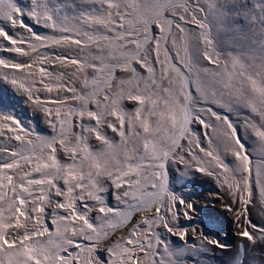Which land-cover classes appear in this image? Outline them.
Returning <instances> with one entry per match:
<instances>
[{"label":"snow or ice","instance_id":"obj_1","mask_svg":"<svg viewBox=\"0 0 264 264\" xmlns=\"http://www.w3.org/2000/svg\"><path fill=\"white\" fill-rule=\"evenodd\" d=\"M222 31L200 0H0V80L49 129L0 111V264H188L171 236L225 248L177 227L199 201L170 191V164L213 177L235 234L264 241V61Z\"/></svg>","mask_w":264,"mask_h":264},{"label":"rangeland","instance_id":"obj_2","mask_svg":"<svg viewBox=\"0 0 264 264\" xmlns=\"http://www.w3.org/2000/svg\"><path fill=\"white\" fill-rule=\"evenodd\" d=\"M18 2L23 5L28 0H18ZM200 4L206 11L216 15L218 25L223 28L222 39L230 40L233 37H242V40H237V42L244 45L241 51L249 54L250 62L255 61L259 65L264 61V0H200ZM25 22L32 24L27 17H25ZM32 26L37 32L46 31L34 24ZM5 28L12 33V30L7 26ZM0 56L15 58V54L11 53H0ZM21 98L26 97L18 92L11 83L0 80V111L12 114L26 126L34 127L38 133L48 134L49 129L43 120L42 113L36 111L31 117L29 113L32 108L22 106L19 102ZM243 140L252 155L259 141L251 133H245ZM168 172L170 191L185 199L199 198L201 200L208 190L212 188L219 190L213 177L189 171L181 165L170 164ZM217 209L215 212H211L212 214H208V211L207 215L204 212L199 216L192 214V218L189 220L181 219L177 227L200 229L204 223L218 216L225 218V221L230 225L229 229L223 225L222 231L226 228L230 233L232 229L234 230L231 215L221 207V203L217 205ZM253 218L259 220V215L254 212ZM214 237L226 247L220 249L213 246L211 250L208 247H204L202 251L193 250L190 246L197 243L195 240L191 241L189 238L186 245L177 236L167 238L170 239L174 248L180 249L181 254L187 250V255H182V259L188 261V264H264V241L257 240L255 244H252L246 238L236 234L231 238V241L223 234L214 235L211 238ZM241 245H244L243 251H241Z\"/></svg>","mask_w":264,"mask_h":264},{"label":"bare ground","instance_id":"obj_3","mask_svg":"<svg viewBox=\"0 0 264 264\" xmlns=\"http://www.w3.org/2000/svg\"><path fill=\"white\" fill-rule=\"evenodd\" d=\"M19 102L22 104V106L30 107L29 103L27 102V98H21ZM36 111H38V110H36ZM36 111L32 110L29 113V114H31L30 116L33 117L34 114L36 113ZM218 191L216 188H212L205 193V195L202 197L201 200L199 198L191 199V200L199 201V203L196 204V211L193 214L199 216V215H203L202 214L203 212L205 215H207L206 214L207 211L209 212L208 214H210L211 212L213 213V211L215 212V210L217 209V205L220 204V202L218 200L214 199L212 197V194L216 193ZM209 218H210V216H209ZM222 222H224V223H222ZM223 225L227 229L230 228L229 227L230 225L227 223V221H225V218L216 216L215 218L204 223L202 225V228H200L198 230L201 231L203 233V235L206 237H213L214 235L218 236L219 234L220 235L223 234V236H225L226 238H228V240L231 241V238L235 235V230L232 229L233 231L231 230V232L228 233L229 230H227L225 228L226 230L224 229V231H222V229L224 227ZM189 238L191 239V241L193 240L191 236H189Z\"/></svg>","mask_w":264,"mask_h":264}]
</instances>
